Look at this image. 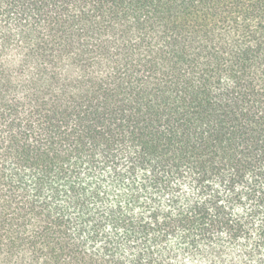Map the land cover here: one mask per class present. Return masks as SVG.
<instances>
[{
	"label": "trees",
	"instance_id": "16d2710c",
	"mask_svg": "<svg viewBox=\"0 0 264 264\" xmlns=\"http://www.w3.org/2000/svg\"><path fill=\"white\" fill-rule=\"evenodd\" d=\"M0 264H264V0H0Z\"/></svg>",
	"mask_w": 264,
	"mask_h": 264
}]
</instances>
